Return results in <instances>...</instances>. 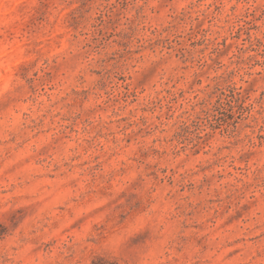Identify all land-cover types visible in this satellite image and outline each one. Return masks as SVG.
<instances>
[{"label":"rangeland","instance_id":"1","mask_svg":"<svg viewBox=\"0 0 264 264\" xmlns=\"http://www.w3.org/2000/svg\"><path fill=\"white\" fill-rule=\"evenodd\" d=\"M264 264V0H0V264Z\"/></svg>","mask_w":264,"mask_h":264},{"label":"trees","instance_id":"2","mask_svg":"<svg viewBox=\"0 0 264 264\" xmlns=\"http://www.w3.org/2000/svg\"><path fill=\"white\" fill-rule=\"evenodd\" d=\"M94 264H104V263L101 262V263H94Z\"/></svg>","mask_w":264,"mask_h":264}]
</instances>
